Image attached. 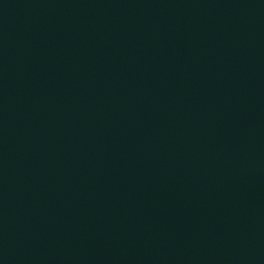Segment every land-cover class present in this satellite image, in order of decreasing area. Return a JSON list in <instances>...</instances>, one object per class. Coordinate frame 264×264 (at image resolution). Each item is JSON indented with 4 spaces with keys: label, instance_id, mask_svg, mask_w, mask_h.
Instances as JSON below:
<instances>
[{
    "label": "water",
    "instance_id": "1",
    "mask_svg": "<svg viewBox=\"0 0 264 264\" xmlns=\"http://www.w3.org/2000/svg\"><path fill=\"white\" fill-rule=\"evenodd\" d=\"M0 264H264V0H0Z\"/></svg>",
    "mask_w": 264,
    "mask_h": 264
}]
</instances>
